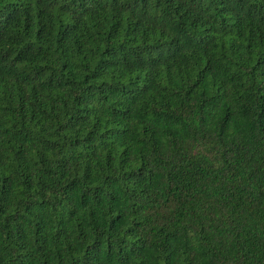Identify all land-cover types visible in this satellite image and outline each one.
<instances>
[{
	"label": "trees",
	"instance_id": "16d2710c",
	"mask_svg": "<svg viewBox=\"0 0 264 264\" xmlns=\"http://www.w3.org/2000/svg\"><path fill=\"white\" fill-rule=\"evenodd\" d=\"M0 264H264V0H0Z\"/></svg>",
	"mask_w": 264,
	"mask_h": 264
}]
</instances>
